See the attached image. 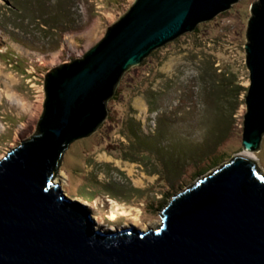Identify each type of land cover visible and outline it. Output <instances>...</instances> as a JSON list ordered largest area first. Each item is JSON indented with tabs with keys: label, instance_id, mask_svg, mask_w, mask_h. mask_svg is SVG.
Returning a JSON list of instances; mask_svg holds the SVG:
<instances>
[{
	"label": "rangeland",
	"instance_id": "374dc122",
	"mask_svg": "<svg viewBox=\"0 0 264 264\" xmlns=\"http://www.w3.org/2000/svg\"><path fill=\"white\" fill-rule=\"evenodd\" d=\"M255 1L239 0L127 70L100 126L71 143L54 181L95 229L158 228L175 195L248 152L244 45ZM134 2L0 0V160L35 134L47 74L83 58ZM249 152L264 175V135Z\"/></svg>",
	"mask_w": 264,
	"mask_h": 264
},
{
	"label": "water",
	"instance_id": "95a60500",
	"mask_svg": "<svg viewBox=\"0 0 264 264\" xmlns=\"http://www.w3.org/2000/svg\"><path fill=\"white\" fill-rule=\"evenodd\" d=\"M239 0H135L83 58L52 69L35 134L0 160V264H264V175L237 155L175 195L156 229H95L54 181L64 154L107 116L122 75ZM242 145L264 135V0L250 6Z\"/></svg>",
	"mask_w": 264,
	"mask_h": 264
},
{
	"label": "bare ground",
	"instance_id": "6f19581e",
	"mask_svg": "<svg viewBox=\"0 0 264 264\" xmlns=\"http://www.w3.org/2000/svg\"><path fill=\"white\" fill-rule=\"evenodd\" d=\"M248 152H249V151H248ZM248 152L245 153V156H246V157H249V158H252V157L254 158V155H252V154H250V152H249V153H248ZM251 155H252V156H251Z\"/></svg>",
	"mask_w": 264,
	"mask_h": 264
},
{
	"label": "trees",
	"instance_id": "16d2710c",
	"mask_svg": "<svg viewBox=\"0 0 264 264\" xmlns=\"http://www.w3.org/2000/svg\"><path fill=\"white\" fill-rule=\"evenodd\" d=\"M44 116H45V114L43 115L42 120H43ZM42 120H41V121H42Z\"/></svg>",
	"mask_w": 264,
	"mask_h": 264
}]
</instances>
